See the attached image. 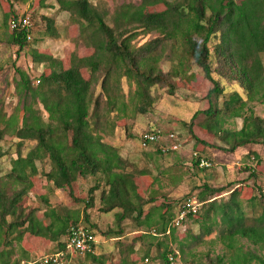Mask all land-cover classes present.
<instances>
[{
	"label": "trees",
	"instance_id": "1",
	"mask_svg": "<svg viewBox=\"0 0 264 264\" xmlns=\"http://www.w3.org/2000/svg\"><path fill=\"white\" fill-rule=\"evenodd\" d=\"M57 1L71 14L76 42L89 51L73 50L68 66L55 68L56 58L32 49L35 64H49L36 85L27 72L14 66L17 103L9 115L0 105V157L5 137L16 139L11 168L0 173V264H40L24 247L25 236L56 242V252L66 251L67 259L71 228L83 227L96 240L92 227L79 225L77 213L55 208L42 196L46 209L38 217L40 208L27 202L38 164L45 162L47 183L76 201L74 185L94 179L83 201L88 207L94 192L102 188L100 211L116 210L117 230H109L108 236L120 234L125 220L142 231L129 243L116 242L118 264L138 263L135 257L140 254L134 246L138 241L146 242L141 261H148L153 247L161 250L156 264H172L175 250L185 263L193 259L195 264H264V192L257 194L241 184L225 188L203 183L175 203L151 170L129 169L118 149L104 141L120 123L126 131L127 120L151 111L152 87H165L173 95L179 83L200 75L209 87L202 96L206 107L185 122L193 141L188 167L212 166L211 159L201 154L205 147L234 152L264 146V116H257L252 106H264V0H138L121 3L109 13L91 0ZM45 19L48 28L52 20ZM9 29L8 42L20 53L29 44L31 18L28 27ZM238 119L241 127L231 128ZM148 148L157 157L176 153L162 152L156 143ZM253 175L251 171L249 177ZM181 179V175L175 178ZM242 188L249 189L248 197L241 195ZM224 190H229L225 200L220 196ZM189 219L198 232L178 237V225ZM214 231L212 241L220 244L219 252L197 255L194 249ZM82 255L88 264L112 260L108 254Z\"/></svg>",
	"mask_w": 264,
	"mask_h": 264
},
{
	"label": "rangeland",
	"instance_id": "2",
	"mask_svg": "<svg viewBox=\"0 0 264 264\" xmlns=\"http://www.w3.org/2000/svg\"><path fill=\"white\" fill-rule=\"evenodd\" d=\"M138 0H91L93 5L98 6L105 11L112 12L114 7L124 2L136 3ZM240 2L241 0H236ZM27 14L31 18L32 30L28 47L20 53L17 47L8 42L9 19L12 15L20 16ZM7 16V17H6ZM70 14L62 11L57 0H45L41 5L37 0H0V105L4 108L7 115L17 103L15 95V70L14 66L23 69L29 75L32 83L36 85V81L41 72L49 70L48 63L35 64L32 61L30 51L37 49L39 52L51 55L53 58H63L65 67L68 66L69 54L75 50L79 54H85L89 51L81 43L76 42V36L73 30V23L69 24ZM52 20V25L46 26V19ZM59 31V36L51 35V32ZM196 73V72H195ZM198 75V74H196ZM124 90H128V86L123 82ZM209 87V83L202 79L200 75L194 80L179 83L173 95L166 93L165 87L155 85L151 89L152 95L155 97V103L151 111L144 115H137L134 120H127V128H122V123L117 127L112 136L104 137V141L115 146L122 158L129 165V169L147 168L151 170L153 175L157 176L158 182L163 185V190L170 199L176 203L186 194L191 193L193 188L206 183L210 186L232 188L236 186L246 185L250 189L253 187L258 194L259 191L264 192V146L249 145L241 147L234 152H225L223 150L205 147L201 152L203 156L208 157L212 161V166L208 169H190L188 164L191 162V153L193 151V141L189 137L185 122H189L193 113L206 107V102L202 100L203 92ZM254 112L257 116H264V106L254 103ZM46 116V114H44ZM242 125L241 120H236L231 128L239 129ZM149 129H159L165 132H174L178 134L185 143L176 153L166 156L150 155L153 153L149 148L141 147L139 136L149 131ZM198 132V131H197ZM200 136L206 135L198 132ZM16 139L5 137L2 141V150L4 155L0 157V173L2 175L8 173L11 168V159L16 157L14 142ZM219 144L217 140L212 143ZM29 143H25L28 146ZM24 146V147H25ZM199 145L196 149H200ZM148 149V150H144ZM25 151H23V154ZM255 154L258 159L255 158ZM48 163H39L37 176L33 177L34 189L29 193L27 202L31 206L39 207L37 216L41 217L46 205L42 200L45 196L50 204L55 208L64 209L78 216V223L81 226L87 225L92 227L95 233L97 246L95 254L111 255V264H118V249L116 242L121 241L129 243L137 233L133 228L130 220H125L121 224L122 231L116 236H108L109 230H117L114 213L100 211V191L96 190L92 196L93 205L87 206L83 201L86 200L87 190L94 183V179L80 180L74 185V196L78 201L68 196V193L62 189H56L47 183L44 172L48 171ZM251 171L254 172L253 177H249ZM178 175L182 176L180 181H176ZM147 182L149 179H145ZM240 185V186H241ZM242 187V186H241ZM243 189V188H242ZM227 190V189H226ZM249 189H243L241 195L248 197ZM229 190L223 191L220 195L223 200L228 198ZM218 196L217 199L220 197ZM220 200V199H218ZM198 232L197 225L192 219L187 220L182 226L178 225L177 235L181 237L185 232ZM144 233V232H143ZM215 231L205 237L206 242L198 245L194 252L197 255L202 253L213 254L218 253L220 244L213 242ZM61 240H64L61 237ZM25 248L28 249L29 256L32 260H38L43 255L55 253L57 250L56 242L46 239L33 238L25 236L23 239ZM145 241H138L134 244L135 250L142 256ZM171 247L176 249V245L172 243ZM141 250V251H140ZM161 250L153 247L148 256V261L140 260L137 255V264H156L159 260L156 258ZM176 258L172 264H195L193 259H188L185 263L181 259L180 254L176 251ZM264 253V251H263ZM17 252L13 257H16ZM204 261V259H203ZM89 260L85 256L80 255L73 258L72 264H88Z\"/></svg>",
	"mask_w": 264,
	"mask_h": 264
},
{
	"label": "built area",
	"instance_id": "3",
	"mask_svg": "<svg viewBox=\"0 0 264 264\" xmlns=\"http://www.w3.org/2000/svg\"><path fill=\"white\" fill-rule=\"evenodd\" d=\"M30 24V17L27 14L18 16L17 19L10 21V28L16 27H28ZM30 39V36H27ZM140 145L143 148H148L150 144L156 143L162 152L177 151L184 145L182 138L174 132H163L159 129H149L144 132L140 138ZM200 165H207L204 161H201ZM195 206H198L195 200L191 201ZM183 213L179 215V219L183 217ZM94 239L90 233L83 227L71 228L70 234L66 241V250L70 259L65 257L66 251H58L53 254L43 255L36 262L40 264H70L71 258L77 255H82L86 252L95 251Z\"/></svg>",
	"mask_w": 264,
	"mask_h": 264
},
{
	"label": "crops",
	"instance_id": "4",
	"mask_svg": "<svg viewBox=\"0 0 264 264\" xmlns=\"http://www.w3.org/2000/svg\"><path fill=\"white\" fill-rule=\"evenodd\" d=\"M41 5L43 4V2L45 1V0H43L42 2H40V0H37ZM62 11H64V10H62ZM69 13V12H68ZM70 14V13H69ZM21 15H24V14H21ZM20 15V16H21ZM17 15H15V17H16ZM13 15H12V17L9 19V22H8V25L10 24V21L13 19ZM71 14H70V16H69V24H71L70 22H72L71 21ZM9 28H10V26H9ZM73 29H74V25H73ZM51 35H53V36H55V37H58L59 36V31H55V32H51ZM30 40V39H29ZM88 53V52H87ZM58 61H59V63H57V65H55L54 67L55 68H58V67H64L65 68V62H64V57L63 58H61V59H59V58H56ZM49 65V64H48ZM97 244V242H96V240H95V247L97 246L96 245ZM95 252V251H94Z\"/></svg>",
	"mask_w": 264,
	"mask_h": 264
}]
</instances>
